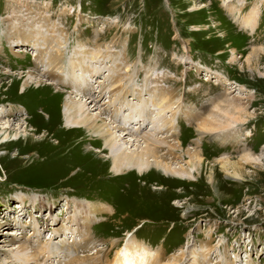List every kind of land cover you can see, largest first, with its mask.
I'll return each instance as SVG.
<instances>
[{"label":"rangeland","instance_id":"1","mask_svg":"<svg viewBox=\"0 0 264 264\" xmlns=\"http://www.w3.org/2000/svg\"><path fill=\"white\" fill-rule=\"evenodd\" d=\"M253 10L254 32L243 25ZM42 38L62 43L65 64L79 46L80 54L91 56L85 65L100 74L90 76L96 73H83L81 66L71 78L84 77L94 92L106 88L108 70L112 78L133 73L142 99L129 95L132 101L115 115L117 122L132 131L137 123L135 116L127 118V106L138 108L137 100H144L148 121L138 135L152 133L154 118L160 119L159 127L166 120L172 124L161 129L171 130L157 137L179 145L176 154L182 158L168 156L167 162L184 166L189 149L201 154V165L191 181L166 179L153 170L140 179L134 174L109 179L108 174L105 181L89 184L85 178L98 162L85 155L92 148L88 137L64 133L61 119L45 137L21 123L15 131L31 133L32 145L0 147V264H19V248L31 252L32 229L39 230V243H51L57 257L29 264H65L74 255L72 243L84 244L80 257L101 253L102 264H119L127 255L130 264H264V0H0V59L7 65H0V114L12 109L35 128V123L47 126L32 116H59L67 95L56 85L44 98L35 89L20 94L24 80L53 84L43 76L46 64L36 54L49 50ZM62 74L67 80L68 73ZM163 92L174 102L170 109L158 103ZM107 101L105 93L98 104ZM103 118L108 123V116ZM226 118L235 123L221 144L216 130L202 124L207 128ZM7 120L0 119V130ZM134 139L125 137L136 150L140 145ZM20 151L23 163L13 162ZM249 154L257 166L242 161ZM74 201L110 209V215L91 214L87 229L82 227L86 216L79 225L72 222ZM87 233L91 238L85 243ZM10 258L17 261L9 263Z\"/></svg>","mask_w":264,"mask_h":264},{"label":"bare ground","instance_id":"2","mask_svg":"<svg viewBox=\"0 0 264 264\" xmlns=\"http://www.w3.org/2000/svg\"><path fill=\"white\" fill-rule=\"evenodd\" d=\"M223 1L225 2V4L230 2V0H223ZM241 7H242V4L237 5L236 10L237 11H239V9L241 10ZM226 8L227 10H230V8L228 7ZM256 15H257L256 11L253 10L250 15H247V17L243 19L244 27L247 29H250L252 32L255 31V27L257 26ZM26 38L27 39L34 38L36 40L37 37H26ZM51 40L55 42L54 45H52L51 41H48L45 38H42L41 40L44 43L46 41L47 43L46 45L49 48V50L44 51L46 53H43L42 49H37L38 46H35V48L37 49L36 54H37L38 61L42 65L46 64V69L42 71V74L49 81H52L53 84H47V83L42 84V82L32 83V80L31 81L24 80V82L21 85L20 94L25 93L26 91L30 92L32 89H35V90H39L40 93H42L41 97H43L44 93L51 90L50 88H55L56 86H60L61 89L67 91L66 97L64 98L62 97L63 99L61 98L62 99L61 104L59 103L60 104L59 109L61 113L59 116L53 113L52 114L53 116H50V117L46 116V118H44L43 116H40V118H42V120L41 119L40 120L44 122H41L40 120H38L39 118L37 115L32 116L33 117L31 118L32 120L35 119L36 121H39L40 123H42V125L47 126L46 128L44 127L38 128L37 123H35L36 125V128H35V126H32V123L29 121V118H24L21 121L20 119L21 117H23L22 114L14 113L12 109H10L7 114H2V115L0 114L1 118L5 117L8 119L6 123L7 127H4V130H0V147L2 146L11 147V145L14 146L15 143H18L21 141H23L21 143L25 144V148L28 147V144L32 145L34 140H33V137H30L31 133L28 134L30 135L28 136L27 134H25L27 130H25L23 133L20 131H17L18 129L15 131L16 126H18L21 123L24 124L26 127L30 126L32 128L31 130L32 134L36 135L40 131H42L43 137H45V136H48V133L51 132L50 130L53 128L51 125L52 124L60 125V119H61V123L63 124L64 133H67V134L70 133L73 135L77 133H81L85 137L89 138V141H90L89 145H91L92 148L90 147L89 149L87 148L88 150L86 151L85 155L86 157H91L92 160L95 159L94 161L98 162L97 163L98 167H95V168L91 167L93 168L92 170L88 169L89 175L88 176L86 175L87 178H85V181L86 182L89 181V184L90 183L93 184V182H95L96 184H99L100 181L102 180L105 181L106 176L108 174H111L109 179L120 178V177L131 175V174L132 175L134 174L135 178L138 177L140 179L144 177L146 174H150L153 170L160 172V176L163 175L164 177H166V179H169V177H172V179H178V180L194 179L193 177V174H195L194 172L198 168L200 169L199 166L201 165L200 164L201 160H200L199 155L201 154L196 150L194 151L192 150L193 152H191V150L188 149V151L185 152L188 158V161H186V164L184 166H180L179 164H177L176 167H174V164L172 162H167V157L169 156L173 159L175 158L176 160L182 159L176 154V152L180 150L179 145H174L168 142L167 141L168 136L162 139L161 137L160 138L157 137L158 134H165L169 130H171V128L169 127H168L169 129H166V130H163L161 128L162 127L166 128L165 126H168L169 124H172V123L170 122L167 123L165 122L166 120H164L162 122L163 123L162 126L159 127L158 123L160 122L159 121L160 119L156 120L157 119L156 117L153 119L154 121L151 124L152 133L138 135L139 131L141 130V127L144 126V123L146 120L145 119L146 114L143 113L144 109L146 108L141 107V104H143L146 107V104L143 102L144 100H137V103H140V106H137L138 108H133V107L131 108V106H127L129 107L128 108L129 116L127 118H129V121H130L135 116L134 119H136V123H137L136 127L134 126L132 128V131L127 130L128 128L125 126L126 125L125 123L117 122L116 120L117 118L115 117V115H118L117 113H119V111L123 109L122 108L123 104L126 103L127 105H129V101H132L130 100V98H128L129 95H132V97L135 99H142L141 90L143 89L142 87H139V88L135 87L134 81L132 80L133 73L130 75L129 73L124 72V74L122 75L118 74L116 77L112 78L110 74V70L107 69L108 75L104 78V81H106L105 83H107L106 88H103L99 92H94L95 90L93 86L91 84H87L86 82L87 80L84 77H81L80 79L79 78L77 79L76 77L71 78V76L74 74L75 69L78 67L79 68H81V66L83 67V70H81L83 73H89V71L91 72L93 70V68H88L85 65V60H87L86 58H89L91 56H85L84 52L80 54V52H82L83 50L79 46V48L77 49L74 48L75 54L73 53L72 57L69 58V61L67 62V64H65L64 59L62 58V55L64 53L63 46L61 45L62 43L57 42L56 39H51ZM26 41L27 43H29L28 40ZM101 50L102 49H100L99 47L95 51L100 52ZM23 51L24 50H22L21 53H23ZM103 61L104 60H100L98 61V63H102ZM0 65H2L3 67L7 66L5 62H3L1 59H0ZM37 71L39 70L37 69ZM64 71L68 73L66 77L67 80H65V76L62 74ZM93 72L96 74H90V76L100 74L99 71L93 70L92 73ZM5 77L6 76H4V78ZM54 85L56 86L54 87ZM11 87H13V85ZM105 89H106V92H105ZM68 91H71V93H69ZM105 93L108 95V101L105 103L104 106H100V104L98 103L101 100L102 94L104 95ZM55 94L62 95L58 91H55ZM72 94L74 96H72ZM160 95L158 94L157 96H158V103L162 105L160 106L161 109L165 110V109L172 108L174 102H172V98L169 96V94L167 92L166 93L163 92V93H160ZM50 101H52V99H50ZM54 101L55 100L53 99V102ZM46 104H49L48 100L44 103V105ZM41 111H44V113L47 114L46 112L47 110L41 109ZM93 111H96L97 113L95 112V114H93ZM25 113L27 117L28 116L31 117V115L33 114L32 113L30 115L26 110H25ZM106 116H108V123H105V120L107 119L103 118ZM129 121H127V123H129ZM16 123L17 125H15ZM234 123L235 122L233 120L226 118L222 122L220 121V122H217L216 124L207 123V128L202 124V128L210 132L216 130V136L218 137V139H221V144H224V142L227 141V138H230L228 137L230 134L229 129H231V126H233ZM127 136H135V139L132 141V143L133 144L137 143L140 145L138 146L136 150L132 149L133 145L128 146L127 142L125 141V137ZM170 138H173V133L170 135ZM231 140H232V137H231ZM71 142L72 144H70ZM233 142H234V139H233ZM79 144L80 143L76 145H79ZM70 145H73V141L69 142L68 146ZM83 145H86V144H83ZM53 147H56V149L58 150L59 148L62 149L63 145L56 144V145H53ZM69 149L70 151L72 150V148H69ZM8 153L10 152L8 151ZM22 153L23 152L20 151L17 154H15L12 158L16 160H13V162H22V160H24L21 157ZM40 154L41 153H38V157L41 156ZM253 158L254 157H252L249 154V155H246V158H243L242 161L252 163L257 166L256 164L257 161H255V159ZM82 169L83 167L81 165V170ZM137 193L139 194V190L136 192V194ZM125 194L123 196L124 198L126 197ZM41 200L39 199L37 201V204L39 203L40 205H42ZM73 205L75 206L74 208L76 209V211L73 214L74 219L72 220V222L79 225L78 222L80 218H82L83 216H86V221H84L82 227H85L87 229H89L90 227L89 225L92 222L91 217H90L91 214H94L96 216L110 215V213H108L110 209L106 211V209L100 206L90 204V203L85 207V206H81L80 204L74 201ZM115 212L118 213L117 210ZM34 223H33V227L35 228L36 225ZM37 224L39 225V223ZM32 230H33L32 235L35 237L36 241L32 240L30 242L32 243L31 244L32 249L29 254H27V250L18 247L19 248L18 254L21 255V258L18 259L19 264L21 263L29 264L28 261L30 260L37 259L35 261H38V260H41L42 258L43 259L47 258L46 260L48 262L49 260H51V258L57 257L56 256L57 253L55 252V250L53 248L50 249L51 243L44 242V241L42 243H39L38 238L41 236L39 230L38 229L37 230L32 229ZM88 237L90 236H88V233H87L85 237L83 236L84 240L82 241L83 242L85 241L86 243L87 240L91 238L90 237L88 239ZM80 245L82 244L81 243L71 244L74 255L71 256L70 258L68 257V260L65 261V264H102L101 253L96 254L95 256H92V257L91 256H84V257L78 256ZM82 246H84V244ZM114 246H116V244L109 243L110 248ZM108 256L109 254L107 253L104 257L105 262L108 261ZM15 261L17 260L10 258L9 263L11 262L15 263ZM130 263H131L130 255L123 257L119 262V264H130ZM134 263L142 264V262L140 263V261H137V262L134 261L133 264Z\"/></svg>","mask_w":264,"mask_h":264}]
</instances>
